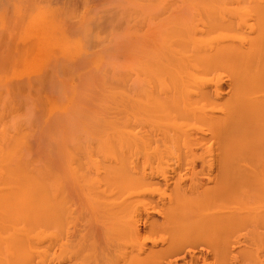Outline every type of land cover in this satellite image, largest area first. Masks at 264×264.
Segmentation results:
<instances>
[{
    "label": "bare ground",
    "instance_id": "obj_1",
    "mask_svg": "<svg viewBox=\"0 0 264 264\" xmlns=\"http://www.w3.org/2000/svg\"><path fill=\"white\" fill-rule=\"evenodd\" d=\"M230 1L232 0L191 2L194 5L207 3L209 9L201 11V17L193 20L194 22L190 19L189 23L181 27L176 24L171 32L172 36L165 39L166 53H156V60L151 68L154 77L151 90L148 92L141 89L137 92L142 97L147 94L149 100L139 97L138 102L133 105V110L135 108L139 111H134L139 115L136 124L125 123L121 130H117L116 136H119L113 137L121 151L129 153L136 160L143 158L147 164L158 162L166 165V156L172 153L168 158L176 156L177 160L172 159V162L177 161V166L173 169L170 164L166 165L164 171L172 167V172L178 173L184 165L191 170L175 180L172 175H168L169 171L164 172L162 169L157 172L140 171L132 178L133 181L127 177L125 182L130 184V179V185L138 181V187L144 186V183L156 185V190L150 187L148 192L149 188H146L147 195L152 191L163 194L168 188L171 193L167 194V198L166 193L156 198L152 192L154 195H148L149 201L146 200V203L144 200L148 196L145 195L143 209L134 207L131 217L138 216L143 210L146 212L143 224L147 234L142 235L138 227L139 220L133 222L132 219L125 224L123 235L134 240L137 248L134 252L131 249L122 253L123 264H247V261L250 262L248 264H264V134L261 133L264 131V25L260 26L256 38H249L250 47L244 45L243 48H238L231 42L210 43L197 37L199 33L212 32L219 27L235 26L231 19L233 12L227 6ZM253 8L256 9V16L261 24L264 22V0L255 2ZM220 10L228 13L221 16L218 12ZM220 64H227L231 70L232 82L230 98L221 105H224L223 109L220 107L225 112L224 116L206 112L207 109H199L201 105L197 108L200 101L214 103L216 98L221 99V85L217 84L215 90L211 91L200 81L202 86H195V89L190 80L199 74L212 71ZM104 84H108L107 81ZM187 118L207 123L208 131L200 129L202 132L199 133L190 129V126L187 129L186 121L183 125ZM136 125L139 126V133L132 132ZM103 130L96 146L85 144L84 147H76V150L73 147L74 151L70 147H62L63 152L66 150L63 159L69 169L67 177L74 178V182L70 179L73 186L74 183L76 185L74 188L70 181L67 182V177H62L64 174L52 171H41L39 174V171L31 172L21 166L16 170L9 167L4 172L6 185L0 193V254L4 252L6 258L4 260L2 257L0 264H13L15 260L17 264L22 255L23 259L18 264H27L37 258V264L43 261L48 264L46 254L55 246L63 249V254L67 252L63 260H69L70 264H121V212L124 210L121 211V203H110L105 198V201H101L103 194L104 197L107 196L104 191L108 187L116 188L120 181L117 189L121 188V165L113 168L114 176L112 171L108 174L109 169L106 168L107 177L101 175V181L98 178L97 181L96 178L93 179L88 169L79 172L71 166L76 163L77 149L79 154L85 155L95 150L100 152L107 149L111 134L110 131H105L106 128ZM207 133L215 139L212 141L217 143L216 147L209 143L210 146L203 148L208 140ZM195 146H201L203 153H197ZM204 154H209V157ZM255 154L259 157L255 159H261V167L253 162L256 169L258 166L261 169L263 167L260 173L261 169L256 172L254 168L255 172H250L253 166L247 168L252 165L249 159ZM235 157L243 158L246 168L241 167L243 170L238 171L241 168L237 164V171L231 169ZM199 161L202 164L200 169ZM68 169H65V175ZM117 176L120 179L116 183L114 179ZM201 176L207 178V183H199ZM63 179L69 183L67 185H70V189L78 190L86 198L84 200L87 203L83 206L78 220L93 223L88 225L89 228H83L84 232L82 228L78 229L82 230L81 233L75 230L67 232L53 241L50 239L52 237L45 235L44 228L55 223L57 226L63 215L69 217L71 214L73 217V212L69 213L70 205L66 198L68 191L65 190L67 186ZM95 181L98 184L103 181L106 185L113 182V185L105 186L106 189L102 188L100 191ZM209 182L214 183L208 184ZM71 191L69 190V195ZM82 196L79 195L80 198ZM77 199L79 202L80 199ZM153 213H158L162 219H153ZM74 218H70L71 222ZM113 221H116L115 224ZM111 228L116 230L115 234L113 231L114 236L111 235ZM39 229H43L42 234ZM99 231L101 236H95ZM149 241L151 245H148ZM40 242L47 245L45 250H36L35 244ZM32 247L36 250L33 254ZM20 252L21 257L18 256Z\"/></svg>",
    "mask_w": 264,
    "mask_h": 264
},
{
    "label": "rangeland",
    "instance_id": "obj_2",
    "mask_svg": "<svg viewBox=\"0 0 264 264\" xmlns=\"http://www.w3.org/2000/svg\"><path fill=\"white\" fill-rule=\"evenodd\" d=\"M192 1L197 0H0V193L6 185L4 172L8 171L9 167L16 170L22 166L31 172L32 170L39 171V174L41 171L43 173L52 171L64 174L62 177L66 178L69 169L64 164L63 155L66 150L63 152V148L72 149L74 147L75 149L78 146L84 147L85 144L96 146L98 137L101 138L103 129L106 128L105 131H110L111 134L107 149L100 152L95 150L96 152L93 151L86 155L79 154L77 149L75 151L78 153H76V163L74 162L71 166L77 168L79 172L88 169L93 179L96 178L97 181L98 178L101 181V175H107L106 168L109 169L108 174L112 171L113 175V170L121 165V188L119 187L121 191L117 189L120 181L116 188L113 186L110 189L108 186L113 185V182L107 185L103 181L99 184L96 181V184L94 183L99 186L100 191L102 188L106 189L105 186L108 187V190L104 191L107 196L104 197L103 194V198L100 197L101 201L105 198L106 201H111L110 203H121V211L124 210L121 212V264H123L122 253L131 249L134 252L137 248L134 240L123 235V227L132 219L133 222L139 220L138 227L142 235L147 234L143 224L146 220L145 210L138 216L131 217V215L134 214V207L138 206L143 209L142 201L145 195H149L146 193V188H149V192L150 187L151 189L156 187V185H145V183L144 186L138 187L139 181L130 185L131 180L129 179L130 184H127L128 181L125 182V180L127 177L135 178L140 171L157 172L161 169L164 171L169 164L174 169L177 161H172L177 160V157L173 155V158L169 159L168 156L172 153L167 154V159L164 157L169 162H165L167 166L160 165L158 162L147 164L144 163L143 158L136 160L129 153L121 151L113 137L119 136H116L117 130H121V126L125 123L136 124L139 111L135 108L133 110V105L138 102L139 97L149 100L147 94H143L142 97L141 93L137 92L141 89L148 92L151 90L154 79L151 68L156 60V53L158 51L166 53L164 51L166 50L165 39L172 36L171 32L176 24L178 26L180 24L181 27L189 23L190 19L194 22L193 20L201 17V11L209 9L207 3L200 2V5H194ZM257 1L232 0L227 2L230 12H233L231 19L235 26L219 27L212 32L199 33L197 37L206 39L210 43L231 42L233 45L235 43L238 48H243L244 45L250 47L249 38H256L260 26L264 25V22L260 24L256 9L253 8ZM218 12L221 16L228 13L226 10ZM237 24L240 25L237 26ZM226 65L220 64L215 68L216 70L213 69L190 79L191 86L194 85L195 89L197 88L195 86H202L200 81L211 91L215 90L217 84L221 85V99L216 98L214 103L200 101L197 103V108L201 105L199 109H207L206 112L224 116L225 112L221 110L224 105H221L230 98L232 93L231 70ZM107 78L114 83L106 80ZM104 81L108 84L105 85ZM134 111L137 113L135 114ZM188 119L191 118L184 119V123L180 120L183 125L186 121L187 129H194L193 131L199 133L202 132L201 130L208 131L206 130L208 129L207 123L204 124L199 119V121ZM112 123L116 124L112 126ZM132 130L133 133H139V126L136 125ZM261 133L264 134V131ZM209 136L210 134L206 135L208 140L204 142L207 145L204 144L203 148L215 144V141H212L213 138ZM216 145L217 143L214 146ZM195 147L198 149L197 153H203L201 146L200 148ZM256 155L258 154L249 159L252 165H248L247 168L253 166L250 172L255 168L253 162H257V165L260 163L261 159H255L259 158ZM205 156L209 157V154ZM234 160L231 169L246 168V165H243V158L235 157ZM135 164H138V167H135ZM201 165L199 161L198 169L202 168ZM185 166L178 173H173L172 167L164 172L169 171L168 175H172L175 180L179 175L185 176L186 173H190L191 170ZM242 168L238 171L243 170ZM65 169H68L66 175ZM257 169L256 172L261 168ZM217 173L218 171L215 174ZM119 179L117 176L114 182ZM72 181H70L71 186H73ZM67 182L65 181V186H67L65 190L68 191L66 198L70 205L69 213L73 212V217L68 213L69 217L68 215L67 217L63 215V218L59 216L61 218L59 225L55 226V223L49 224L47 228L43 227L45 235L52 237L50 239L53 241L67 232L75 230L81 233L83 228L85 230L93 223L78 220L87 201L84 200L86 198H83L84 195L81 192L79 194L78 190H73L76 187L75 183L70 189ZM199 183H207V178L201 176ZM210 183L212 182L208 184ZM69 190H72L70 195ZM165 191L167 198L171 189L168 188ZM152 192L149 196L155 194ZM71 194L74 196L72 197ZM163 194L157 192L154 196L158 198ZM79 195L83 196L80 198ZM149 196L144 202L149 201L147 199ZM77 198L80 199L79 202ZM122 203H127V205ZM74 216L77 217L74 218ZM70 218L75 220L71 222ZM152 218L162 219L158 213H153ZM114 222L116 221L112 223ZM81 228V231L78 230ZM111 230V235L113 231L115 234L116 230L114 228ZM41 234L39 236H42ZM101 234L99 231L95 236H101ZM55 235L57 237H54ZM43 243L45 242L36 243V250H45L47 245ZM148 245H151L150 241ZM31 250L32 254L36 251L33 247ZM62 250L58 246L50 248L49 252L47 250L48 264H70L69 260H63L67 252L64 251L65 254H63ZM61 251L64 256L60 253ZM3 253L0 254L2 255L0 260L2 257L4 260L6 258ZM20 254L21 252L19 257H21ZM37 260L38 258L29 263L37 264ZM15 261L13 264H16ZM20 261L18 260L17 264ZM59 261L61 262L57 263ZM40 263L45 264L44 261ZM248 263L250 262L247 261Z\"/></svg>",
    "mask_w": 264,
    "mask_h": 264
}]
</instances>
